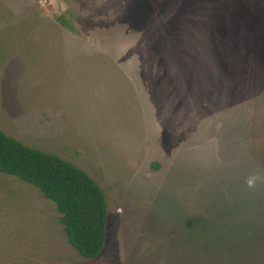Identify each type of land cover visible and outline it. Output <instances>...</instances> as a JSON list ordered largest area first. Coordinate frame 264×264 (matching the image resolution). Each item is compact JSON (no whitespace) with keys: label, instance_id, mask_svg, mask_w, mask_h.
I'll use <instances>...</instances> for the list:
<instances>
[{"label":"rangeland","instance_id":"374dc122","mask_svg":"<svg viewBox=\"0 0 264 264\" xmlns=\"http://www.w3.org/2000/svg\"><path fill=\"white\" fill-rule=\"evenodd\" d=\"M194 13L178 38V0H0V130L85 171L107 204L104 249L84 259L54 204L0 174V264H264V184L245 185L264 176V0Z\"/></svg>","mask_w":264,"mask_h":264},{"label":"trees","instance_id":"16d2710c","mask_svg":"<svg viewBox=\"0 0 264 264\" xmlns=\"http://www.w3.org/2000/svg\"><path fill=\"white\" fill-rule=\"evenodd\" d=\"M201 1L178 0V38L182 31L187 32L193 26L190 18ZM195 58V55L178 51L179 66L184 70L181 72L190 79L194 78ZM209 84L212 100H222L224 78ZM187 85L191 91L192 80H187ZM242 86L239 81L235 82L228 91L233 94ZM230 98L228 96L226 104L231 102ZM0 174L31 185L54 204L66 240L80 257L95 259L101 255L107 229L106 198L85 171L58 156L30 148L0 130Z\"/></svg>","mask_w":264,"mask_h":264},{"label":"clouds","instance_id":"9594fccd","mask_svg":"<svg viewBox=\"0 0 264 264\" xmlns=\"http://www.w3.org/2000/svg\"><path fill=\"white\" fill-rule=\"evenodd\" d=\"M258 184H264V176L260 174H251L245 180L246 187L251 190H256Z\"/></svg>","mask_w":264,"mask_h":264}]
</instances>
